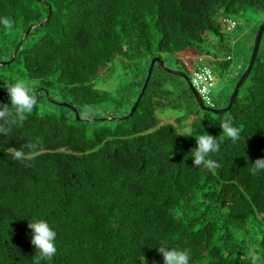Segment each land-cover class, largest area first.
Returning <instances> with one entry per match:
<instances>
[{"label": "trees", "instance_id": "obj_1", "mask_svg": "<svg viewBox=\"0 0 264 264\" xmlns=\"http://www.w3.org/2000/svg\"><path fill=\"white\" fill-rule=\"evenodd\" d=\"M0 17L14 22L0 25V85L21 79L34 98L41 89L81 118L120 117L139 99L153 58L164 54L190 80L196 65L188 68L181 56L207 57L218 82L231 83L214 96L217 108L227 107L264 23V0H0ZM119 70L139 91L98 87ZM0 102L10 105L2 86ZM166 109L184 114L162 124L158 112ZM191 117L193 136L221 139L210 156L220 168L193 166L195 137L180 132ZM227 117L240 130L237 142L222 133ZM30 142L37 149L13 159L11 147ZM259 158L264 34L236 103L220 115L202 110L187 81L159 64L126 121H70L36 103L23 126L0 136V264H34V218L57 231L53 264H163L161 242L190 249L192 264H264V174L250 172Z\"/></svg>", "mask_w": 264, "mask_h": 264}, {"label": "clouds", "instance_id": "obj_2", "mask_svg": "<svg viewBox=\"0 0 264 264\" xmlns=\"http://www.w3.org/2000/svg\"><path fill=\"white\" fill-rule=\"evenodd\" d=\"M13 23L10 18L0 17V25H3L7 29H11ZM226 28L228 31H232L228 27ZM0 86L5 88L8 93V100L10 101V105L0 102V136H7L14 128L23 126L24 122L33 114L36 100L32 94V86L24 80L18 79L10 85ZM220 128L222 129V133L233 142L240 140V130L234 126L231 117L225 118ZM191 132L190 127L185 128L181 135L193 136ZM193 137H195L196 144V147L190 152L193 166L203 165L209 170L220 168V163L211 159L210 156L220 151L221 139L205 131L203 134ZM37 147L38 143L30 142L21 145L19 148L11 147L10 151L12 152L13 159L23 162L26 160L28 152H33ZM26 149L28 152H26ZM250 172L252 175L264 174V158H259L254 163H251ZM28 228L32 232L30 242L36 249L34 264H53L54 257L58 252L56 229L46 219L40 218L32 219L28 223ZM156 249L162 254L163 264H192L190 249L169 247L165 242H161L160 246Z\"/></svg>", "mask_w": 264, "mask_h": 264}, {"label": "rangeland", "instance_id": "obj_3", "mask_svg": "<svg viewBox=\"0 0 264 264\" xmlns=\"http://www.w3.org/2000/svg\"><path fill=\"white\" fill-rule=\"evenodd\" d=\"M238 22H239V26L242 30V32H239L240 34H243L246 30L248 31L247 27L245 26L246 24H244V21L239 20ZM256 22H258L257 19L252 17L251 18V25H254ZM229 35L231 36V32ZM209 39L212 41H215V38H213V36H209ZM241 39H239L238 41H240ZM162 56L164 58L163 60L166 62L167 66L169 68H172V69L178 68L174 57H172L168 54H164ZM181 58L184 60V62L185 61L187 62L188 68H192L193 66H195L197 64V61H198V56L195 53H191V52L185 53L183 56H181ZM201 59L203 60L204 63L209 64L207 57H201ZM236 61H238V60H236ZM144 66L147 67L148 65L144 64ZM237 70H239V65H235V67L231 71L229 77L233 78V76H234V74H236ZM106 74H107V71H104L102 75L106 76ZM135 82H136V79L134 77L125 76L124 72L122 70H119L111 82L104 83V81H102L98 84V87L105 88V89L111 90V91H117L118 89H126V88L131 89V87H132V91L137 92V91H139V88H138L139 86L134 85ZM224 86H226L227 88L230 89L231 83L230 84L227 82L226 83H224V82L220 83V81H219L215 91L216 90L218 91L219 89L221 90L222 88H224ZM39 90L36 91L35 99L37 97V92ZM215 94H216V92H215ZM123 96L125 97V95H123ZM55 101H57V100H55ZM57 102H60V101H57ZM60 103H63V102H60ZM38 104H39L42 112L62 115V116L67 117L70 121H74L76 118V116L72 110H70L67 107H63V106L56 105V104L52 103L51 100L44 94V92H40ZM183 114H184V112H181L180 110L166 109L164 111L160 110L158 112V117H159L161 123L165 124V123H169V122H171V123L175 122V120L177 118L181 117ZM103 117H109V116H103ZM193 120H194V117H191L189 122H186L183 124L182 128L185 129V128L191 127V122ZM180 132L183 133V131H180Z\"/></svg>", "mask_w": 264, "mask_h": 264}, {"label": "water", "instance_id": "obj_4", "mask_svg": "<svg viewBox=\"0 0 264 264\" xmlns=\"http://www.w3.org/2000/svg\"><path fill=\"white\" fill-rule=\"evenodd\" d=\"M48 20H49V18L45 22L39 24V26L45 25L48 22ZM33 27L30 28V30L26 33L25 37L20 41V43L18 45V48H17V50H16V52L14 54V57H16L19 48L21 47L23 42L26 40V38L29 36V34H30V32H31ZM263 34H264V23L259 27L258 33L256 35V39H255V43H254V47H253V52H252V55H251V58H250V61H249V65H248L246 71L241 76V78L238 81V83L236 84L235 89H234V91H233V93L231 95V98H230L228 106L224 107V108H210V107H207L204 104V102H203L202 98L200 97L199 93L197 92V90L195 89L193 84L191 83L190 76L188 74H186L185 72L181 71V70L169 68L167 66L166 62L164 60H162L160 57L153 58V60H152V62L150 64L148 77H147V80H146L145 85L143 87L142 93H141L139 99L137 100V102L135 103V105L133 106L131 112L127 116L103 117V118H86L85 119V118H81L80 117L78 110L74 106L68 105L66 103L57 102V101H55V100H53L51 98H49V99L51 100L52 103H54L56 105L69 107L71 110L74 111V113L76 115V118L79 121H88V122L89 121L97 122V121H101V120L108 121V122H122V121H126V120L129 119V117H131L134 114V112H135L136 108L138 107V104H139L142 96L144 95V92H145V90H146V88H147V86L149 84V81H150V79L152 77L153 69H154L156 64H159L166 72H168V73H170L172 75L181 76L182 78H184L187 81L191 91L193 92V94L195 96L197 104L200 106V108L202 110L207 111V112H211V113L216 114V115H220V114H223V113L228 112V111L231 110V108L236 103V99H237L241 89L243 88L244 84L246 83V81L248 80L249 76L251 75V73L253 71V68L255 66L257 57L259 55V51H260V47H261V43H262V39H263ZM11 62H12V60H10L9 62H3L1 64L5 65V64H9ZM40 92H41V89L37 92L36 103L39 102V94H40ZM46 92H47V95H49V92L47 90H46Z\"/></svg>", "mask_w": 264, "mask_h": 264}, {"label": "built area", "instance_id": "obj_5", "mask_svg": "<svg viewBox=\"0 0 264 264\" xmlns=\"http://www.w3.org/2000/svg\"><path fill=\"white\" fill-rule=\"evenodd\" d=\"M227 27L229 30H233L236 27V22L225 19ZM199 62L196 64V68L192 72L191 82L193 86L198 91L204 104L207 107L215 108V89L217 85V78L213 71L207 63H204L201 58L198 59Z\"/></svg>", "mask_w": 264, "mask_h": 264}]
</instances>
